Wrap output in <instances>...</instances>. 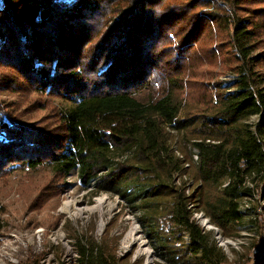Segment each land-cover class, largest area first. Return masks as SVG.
<instances>
[{
  "label": "trees",
  "instance_id": "16d2710c",
  "mask_svg": "<svg viewBox=\"0 0 264 264\" xmlns=\"http://www.w3.org/2000/svg\"><path fill=\"white\" fill-rule=\"evenodd\" d=\"M180 1L158 9L160 0H2L0 64L68 106L58 112V133L0 106V171L5 164L75 170L83 188L117 195L140 212L160 264H227L214 232L196 222L189 205L235 238L250 213L240 209L253 195L248 182L264 186V8L250 7L264 0ZM199 4L211 9L187 18L191 29L179 39L175 67L200 40L203 23L221 28L228 20L230 36L221 44L232 54V77L216 83L214 99L180 116L177 83L152 71L170 48L158 42ZM174 135L184 139L179 154ZM192 173L200 185L186 193L183 175ZM76 251L78 264H136L90 240Z\"/></svg>",
  "mask_w": 264,
  "mask_h": 264
},
{
  "label": "rangeland",
  "instance_id": "374dc122",
  "mask_svg": "<svg viewBox=\"0 0 264 264\" xmlns=\"http://www.w3.org/2000/svg\"><path fill=\"white\" fill-rule=\"evenodd\" d=\"M160 1L158 9L168 3L179 7L181 2ZM210 6L199 4L192 12L187 9L189 12L185 19L191 13H200L204 9L209 11ZM250 7L264 8V3ZM236 14L244 16L238 11ZM259 19L264 18L260 16ZM186 21L188 19L173 21L175 25L165 33L167 40L158 42L159 49L170 48L163 50L160 63L152 71L153 77H158L163 83L170 79L177 83L184 108L180 116H184V111L193 113L205 103L207 96L211 95L214 99L216 83L232 77L229 72L234 63L227 43L221 44L230 36L229 21H225L221 28L207 21L199 31L203 33L200 40L186 52V59L180 60L181 66L175 67L173 60L178 52L179 39L185 37L187 29H191ZM183 25H186L185 29ZM191 47L190 44L184 51ZM261 50L264 51V43L260 44L258 51ZM258 69H264V61ZM0 106L18 120L58 133L62 129L58 112L67 107L68 102L57 95L36 91L19 72L0 64ZM251 120L254 121L255 117ZM183 144L184 139L180 135L173 136L175 149ZM177 149L175 151L179 154ZM121 158L119 154L114 155L115 160ZM184 166L189 167V163ZM183 179H186L190 192L200 185L193 178V173L191 176L183 175ZM248 185L253 195L241 204L240 209H249L250 213L241 227L240 236L227 238L233 243H226L222 248L227 254V264H250L253 247L264 238V186L263 183L255 186L249 182ZM66 202L73 203L78 212L62 210ZM0 206V264H78L76 247L86 240L98 246L107 245L117 257H126L128 263L146 264L147 259L150 264L162 263L153 251L152 242L146 237V228L138 222L140 212H133L132 205L117 195L94 193L90 188H83L75 170L62 175L56 174L51 164L33 168L5 164L0 171ZM160 222L162 227L167 224L164 218ZM132 228L136 229L137 241H133L130 235ZM167 228L163 229L166 231ZM142 248L147 250V254L140 253Z\"/></svg>",
  "mask_w": 264,
  "mask_h": 264
},
{
  "label": "built area",
  "instance_id": "2783aa9c",
  "mask_svg": "<svg viewBox=\"0 0 264 264\" xmlns=\"http://www.w3.org/2000/svg\"><path fill=\"white\" fill-rule=\"evenodd\" d=\"M194 161H196L197 156H193ZM190 189L187 187L186 193H189ZM189 208L192 209L193 218L197 223L202 225L206 230H212L214 232V237L216 239L217 245L223 248L226 243H233L229 239L226 240V237L220 235L219 229L209 222V219L204 215L201 210L195 208L192 204L189 205ZM225 238V239H224ZM250 264H264V238L261 242L255 245L251 251V263Z\"/></svg>",
  "mask_w": 264,
  "mask_h": 264
},
{
  "label": "bare ground",
  "instance_id": "6f19581e",
  "mask_svg": "<svg viewBox=\"0 0 264 264\" xmlns=\"http://www.w3.org/2000/svg\"><path fill=\"white\" fill-rule=\"evenodd\" d=\"M62 206H63L62 210H66V211H69L71 213H77L78 212L77 209L73 207V203L66 202ZM135 234H136V229L132 228L131 231H130V235H132V240L133 241H137V239H138V237ZM140 253L147 254V250L142 248L140 250ZM146 264H150L149 259H147Z\"/></svg>",
  "mask_w": 264,
  "mask_h": 264
}]
</instances>
